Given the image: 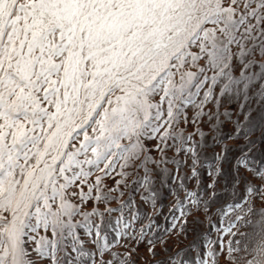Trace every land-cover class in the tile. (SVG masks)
Segmentation results:
<instances>
[{
    "label": "snow or ice",
    "instance_id": "snow-or-ice-1",
    "mask_svg": "<svg viewBox=\"0 0 264 264\" xmlns=\"http://www.w3.org/2000/svg\"><path fill=\"white\" fill-rule=\"evenodd\" d=\"M225 98L248 106L246 121L253 100L264 111V0H0V264H128L129 254L111 251L128 233L109 241L92 219L103 213L82 205L118 198L102 192L117 169V186L129 187L124 178L137 172L133 183L148 192V164L169 163L168 149L191 158L199 185L202 144L189 143L193 134L180 124L189 122V106L193 123L218 116L204 107ZM243 128L237 121L236 134ZM246 156L237 166H248ZM250 170L264 179V168ZM176 179L186 197L177 195L170 211L186 226L201 200L185 177ZM245 193L227 210L251 231L228 240L227 257L264 264V208L252 204L254 195L264 199V185L249 182ZM142 198L155 205L154 196ZM233 226L223 231L236 236ZM218 255L209 246L196 264H218Z\"/></svg>",
    "mask_w": 264,
    "mask_h": 264
},
{
    "label": "trees",
    "instance_id": "trees-1",
    "mask_svg": "<svg viewBox=\"0 0 264 264\" xmlns=\"http://www.w3.org/2000/svg\"><path fill=\"white\" fill-rule=\"evenodd\" d=\"M210 107L211 111L204 110L205 113L216 112L218 116L210 119L209 115H203L193 123L192 117L195 109L189 106L187 109L189 122L180 124L185 135L193 134V139L189 143L201 142L202 144L198 150L199 185L195 178H190L192 174L191 158L186 157L183 152L177 154L174 149H168L166 156L169 158V163L161 165L159 169L151 162L148 164V167L152 169L150 174L152 183L148 192L133 183L137 178V172H132L131 175L124 178L129 187H125L124 184L117 186L116 181L121 179L117 175L119 172L117 169L110 176L104 177L102 192L118 198L106 202L103 199L100 201L89 199L82 205V211L90 212L96 208L103 213L102 220L99 216H93L92 219L96 223H100L101 229L109 241L116 240L118 232L128 233L127 236H120L119 243L111 248V251L120 253L121 258H124L125 253L129 254L128 264H196L198 257L208 259L206 252L209 246L219 253L216 257L218 264H232V261L227 257V242L230 239L238 240L239 233L245 231L248 225L243 221L235 220V214L227 210V205L241 203L244 200L247 183L251 182L257 186L264 185V179L258 178L250 170L264 168V111L260 116H254L251 113L249 120L246 121L245 113L248 110H245V107L241 111L238 103L232 115L226 112L223 99L219 108L215 107L213 103ZM225 117L232 123L226 133H222L219 119ZM237 121L244 126L238 135L236 134ZM248 127H251L253 131L246 137L244 129ZM197 129L202 130L205 135L200 136ZM240 137L246 138L238 142ZM246 140H250L252 143L248 144ZM243 153H247V167L236 164L237 159ZM217 154H220L221 159L217 158ZM152 156L154 159H159V154L155 150L152 152ZM173 157L182 163L177 165L175 162H171ZM164 167L169 169L168 173L161 171ZM217 167H219V173L210 174V172H215ZM96 175H100V173L94 172L93 176L89 178V183L94 181ZM138 175L143 177V168L138 170ZM179 176L185 177L183 184L187 190L196 192L201 200L199 208H193L188 214L186 226H184L183 219L179 218L178 211H170L177 195L181 200H185L186 197L184 189L179 188L181 181L176 179ZM213 182H215L214 187H209ZM233 186H235L234 191ZM117 187H119V191L110 192L111 189ZM84 191H88L87 185L84 186ZM120 192H123V195H120ZM93 195H96L95 191ZM144 195L154 196L155 205L151 199H143ZM122 201L125 203L123 211H120ZM75 202L79 203V200L76 199ZM205 202L207 203L206 208ZM252 204L256 209L264 208V199L254 195ZM106 208L117 210L109 213L105 211ZM221 210L227 212V215H224ZM173 216L178 219L173 220ZM76 219H80V217H76ZM125 224L128 225L127 228L124 227ZM230 224H234L232 231L238 233L236 236H231L223 231ZM141 229H143L142 239L140 238ZM81 235L83 236V230H81ZM209 241L215 243L209 245ZM221 244L224 245L223 249ZM86 247L94 248L95 246L89 242ZM150 248L153 251H149ZM110 258V253L106 252L104 259Z\"/></svg>",
    "mask_w": 264,
    "mask_h": 264
},
{
    "label": "rangeland",
    "instance_id": "rangeland-1",
    "mask_svg": "<svg viewBox=\"0 0 264 264\" xmlns=\"http://www.w3.org/2000/svg\"><path fill=\"white\" fill-rule=\"evenodd\" d=\"M223 102H224V105L226 107V112H229L232 115L237 103L235 101H230V100H228L226 98L223 99ZM211 104H212L211 102L206 104L205 107H204V110L205 111H211V107H210ZM251 107L253 109V111L251 113L254 116H260L261 113L263 112L261 110L260 106L257 105L255 100H253L251 102ZM245 110H248V106H246ZM228 120L229 119H227L226 117L219 119V122L221 123L220 130H221L222 133H226V131L230 128V125H231L230 123H232V122H229ZM252 121H254V120H252ZM243 138H246V137L238 138L239 139L238 142H241L243 140ZM250 231H251V226L248 225V226H246L245 231H243L242 233H247V232H250ZM242 239L243 238L241 236L238 237V240H242Z\"/></svg>",
    "mask_w": 264,
    "mask_h": 264
}]
</instances>
